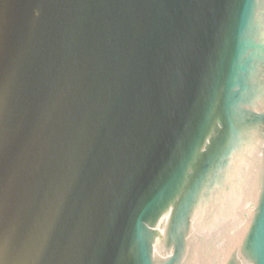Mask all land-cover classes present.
<instances>
[{"label":"water","instance_id":"obj_1","mask_svg":"<svg viewBox=\"0 0 264 264\" xmlns=\"http://www.w3.org/2000/svg\"><path fill=\"white\" fill-rule=\"evenodd\" d=\"M0 264H264V0H0Z\"/></svg>","mask_w":264,"mask_h":264}]
</instances>
